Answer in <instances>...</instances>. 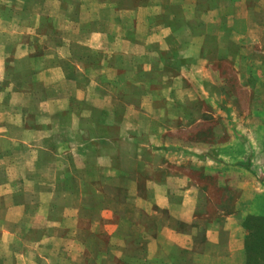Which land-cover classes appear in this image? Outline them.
Segmentation results:
<instances>
[{
    "label": "crops",
    "instance_id": "1",
    "mask_svg": "<svg viewBox=\"0 0 264 264\" xmlns=\"http://www.w3.org/2000/svg\"><path fill=\"white\" fill-rule=\"evenodd\" d=\"M263 176L264 0H0V264H246Z\"/></svg>",
    "mask_w": 264,
    "mask_h": 264
},
{
    "label": "rangeland",
    "instance_id": "2",
    "mask_svg": "<svg viewBox=\"0 0 264 264\" xmlns=\"http://www.w3.org/2000/svg\"><path fill=\"white\" fill-rule=\"evenodd\" d=\"M229 79V77H227V80ZM233 80V79H232ZM232 82V81H231ZM230 85V84H229ZM234 84L232 83V87H229V89H231L230 91H234ZM238 99L235 102V108L237 109V112H243L246 111V94L245 91L242 90L239 95H238ZM220 132H216L214 133L212 129H209V127L207 125L199 127H193L191 129H189V131L187 132H183L180 135H175L174 138L177 139V141L179 143H182V145L188 144V142H194L197 140L200 141H220V140H227V134H225V127L221 126V128L219 127ZM222 129V130H221ZM202 130V131H199ZM196 132L198 133H202L203 132V136H194L196 134ZM215 134H220L221 138L217 135L215 136ZM189 135V138L188 136ZM226 136V137H225ZM262 162V160H259L257 162V165L260 166V163ZM192 168V167H191ZM258 169H256L255 171H257ZM190 174L192 175L193 179L196 180L197 182H199L201 184V186H205L208 190H209V194L210 197L213 199L211 202V206L213 204H217V203H223L225 200H223V198H225L226 196H238L240 192L237 193L236 191V187H231V189L223 191V189H219L217 188L215 182H213L215 179L219 178V176L217 175L218 173H215L214 177L212 176H207L206 175V171L201 170V169H190ZM222 175H220L222 182L224 181H229V178L227 177V174H225L223 171L220 173ZM236 177L238 179H241V175L238 173V175H236ZM259 183H264V176L263 177H259L257 178ZM213 187L215 189H213ZM254 191L256 192L258 186V182L254 181ZM252 202V207L253 210L250 211L249 213L245 214L244 216V220H246L248 217H260V216H264V193L261 195H255L254 199L251 201ZM243 220V222H244ZM255 231L256 226H255ZM246 234V232H245Z\"/></svg>",
    "mask_w": 264,
    "mask_h": 264
},
{
    "label": "trees",
    "instance_id": "3",
    "mask_svg": "<svg viewBox=\"0 0 264 264\" xmlns=\"http://www.w3.org/2000/svg\"><path fill=\"white\" fill-rule=\"evenodd\" d=\"M243 226L246 232V264H264V216L248 217Z\"/></svg>",
    "mask_w": 264,
    "mask_h": 264
}]
</instances>
